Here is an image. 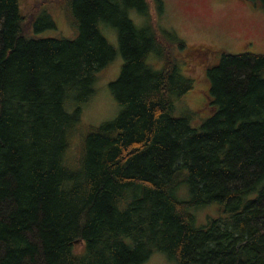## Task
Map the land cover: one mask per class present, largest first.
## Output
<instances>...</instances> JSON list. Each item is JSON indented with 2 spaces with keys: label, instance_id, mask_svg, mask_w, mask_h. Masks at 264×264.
Returning a JSON list of instances; mask_svg holds the SVG:
<instances>
[{
  "label": "trees",
  "instance_id": "trees-1",
  "mask_svg": "<svg viewBox=\"0 0 264 264\" xmlns=\"http://www.w3.org/2000/svg\"><path fill=\"white\" fill-rule=\"evenodd\" d=\"M134 11L148 18L147 1L71 0L74 37H37L19 0H0V264H143L156 251L264 264V57L220 55L206 71L213 114L193 129L176 110L191 89L176 54L187 46L136 27ZM103 27L122 58L109 84L119 111L82 131L116 55ZM214 203L228 217L196 227L191 209Z\"/></svg>",
  "mask_w": 264,
  "mask_h": 264
},
{
  "label": "rangeland",
  "instance_id": "rangeland-1",
  "mask_svg": "<svg viewBox=\"0 0 264 264\" xmlns=\"http://www.w3.org/2000/svg\"><path fill=\"white\" fill-rule=\"evenodd\" d=\"M146 1L148 18L139 16L134 11L137 15L132 12L133 24L142 28L150 27L151 24L157 37L160 36L161 29L173 32L176 38L187 46V52L182 51L186 56L182 57L183 54L177 52L176 54L184 63V74L191 78V89L176 101V110L182 111L181 114L190 115V127L198 129L213 114L214 108L209 96L210 81L207 79V69L214 66L223 53H248L264 57V7L247 0H161L162 12L158 14L153 0ZM70 2L71 0H19L25 26L28 27L27 34H35L37 37L73 38L75 30L70 14ZM49 20L55 24V29L45 27L40 32L33 31V23L38 22L44 27L49 24ZM107 28L103 27V34L116 49V55L114 60L100 71L102 73L95 84L94 95L81 110L79 127L82 131L114 119L119 111L118 104L110 93L109 84L116 81L122 58L118 51L117 33L114 29ZM171 46V51L174 52L175 45ZM193 52L203 56L191 57ZM174 195L181 201L188 200L187 186L181 184L175 189ZM190 212L194 215L196 227L205 226L213 219L228 217L216 203L193 208ZM143 264L176 263L163 252L156 251Z\"/></svg>",
  "mask_w": 264,
  "mask_h": 264
}]
</instances>
